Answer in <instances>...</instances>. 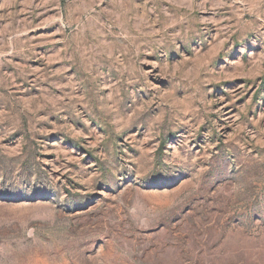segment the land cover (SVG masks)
I'll return each mask as SVG.
<instances>
[{
	"label": "rangeland",
	"instance_id": "374dc122",
	"mask_svg": "<svg viewBox=\"0 0 264 264\" xmlns=\"http://www.w3.org/2000/svg\"><path fill=\"white\" fill-rule=\"evenodd\" d=\"M0 264H264V0H0Z\"/></svg>",
	"mask_w": 264,
	"mask_h": 264
}]
</instances>
